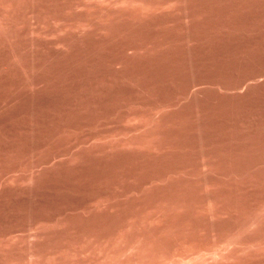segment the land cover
<instances>
[{"label": "rangeland", "instance_id": "obj_1", "mask_svg": "<svg viewBox=\"0 0 264 264\" xmlns=\"http://www.w3.org/2000/svg\"><path fill=\"white\" fill-rule=\"evenodd\" d=\"M0 264H264V0H0Z\"/></svg>", "mask_w": 264, "mask_h": 264}]
</instances>
